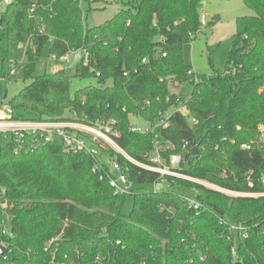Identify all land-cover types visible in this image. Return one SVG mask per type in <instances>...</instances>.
I'll return each mask as SVG.
<instances>
[{
  "label": "trees",
  "instance_id": "obj_1",
  "mask_svg": "<svg viewBox=\"0 0 264 264\" xmlns=\"http://www.w3.org/2000/svg\"><path fill=\"white\" fill-rule=\"evenodd\" d=\"M200 1L117 0L122 7L113 18L88 27L82 4L89 12L91 0H38L31 13V1L16 0L0 12V79L29 84L2 101L11 120L114 121L116 146L146 163L153 135L132 133L130 117L151 124L179 102L186 113H171L159 131L163 159L179 154L182 174L229 192L264 193V0H241L252 15L235 19L226 68L199 74L195 83L186 76L191 67L182 47L200 31ZM48 41L56 58L86 51L87 63L82 54L73 76L99 85L70 95L67 68L35 75ZM15 42L27 43L24 60L10 65ZM178 82L190 86L187 100L169 91ZM42 142L0 134V264H264V196L226 195L172 177L155 190L157 173L107 151L132 187L124 216L108 162ZM184 142L194 155L182 150ZM186 196L200 204L198 211L187 208Z\"/></svg>",
  "mask_w": 264,
  "mask_h": 264
},
{
  "label": "built area",
  "instance_id": "obj_2",
  "mask_svg": "<svg viewBox=\"0 0 264 264\" xmlns=\"http://www.w3.org/2000/svg\"><path fill=\"white\" fill-rule=\"evenodd\" d=\"M16 0H0V12H2L7 6L14 4ZM31 1V9L32 10L36 8L38 0H27ZM206 17L205 14H201L200 16V27L205 26ZM27 45V43L23 44ZM83 54V64L87 63L88 53L86 51L82 50H68V52L60 57L56 58L54 54L50 55V59L58 63V66L61 68H64L65 65H68L71 63V58H75L76 60L81 59V55ZM162 57H165V54H162ZM13 74V72H11ZM124 76L126 74H123ZM186 76L193 79L195 83L199 81L197 74L190 68L186 72ZM177 83H174L172 86H176ZM168 101V99H167ZM171 113H186V107L185 105L180 104L177 102L176 104L172 105L170 108V111L167 110V112L162 115L160 118L156 119L154 122L145 123V126L141 127L139 125H130V131L132 133H140V134H152V142H151V151L145 153L144 160L146 163H138L132 161L127 154L119 147L116 146L115 141L113 139L114 137H117V133H114L112 131L115 122L111 121L109 123H104L100 125H90L87 123H76V122H67V123H59V122H20V121H12L11 117L9 116V108L6 106H3L2 101L0 100V134H5L6 136L11 134L16 138L22 137L24 134H29L34 138V136H39L43 142L42 144H53L54 147H60L61 149L65 151H74V152H83L88 153L91 157L94 159H98L97 150H105L104 146H110L114 149L116 154H120L125 160L130 162L131 164H136L142 169H145L150 172H155L159 175V179L161 180L159 183H164L165 177H172L175 179H181V180H187L190 182H194L199 185H203L204 187H207L209 189L217 190L218 192H222L226 195L231 196H245V197H259L264 196V193H234L229 192L222 188H215V186L210 185L208 183H205L203 180L200 181L198 179L189 177L187 175H184L180 172V165L183 162V158L179 154H170L168 156V159L165 160L162 157V151L165 148V146L161 145L159 140V131H165L167 129V126L169 124V117ZM189 122L191 126H195L198 124V121L194 118L189 117ZM260 132V139L264 138V128H259ZM24 133V134H23ZM112 145V146H111ZM167 147L173 148L170 143L167 144ZM187 146L184 142L182 145V150L185 152H190L191 155L195 152V148H193L191 151L186 150ZM241 149L250 150V146L242 145ZM194 155V154H193ZM111 176H109L108 181H110V185L114 188L115 195H131V185L126 181V178L121 173V167L119 164H116V162H113L111 164ZM97 169V166H93L91 169L92 173H95ZM249 175H251L249 173ZM253 184L248 179V187L252 188ZM4 194V190L2 189L0 191V199H2ZM184 203L187 205V208L192 211H198L200 209V204L190 197H184L183 198ZM7 203L3 202L2 208H6ZM231 230L234 232H244V228L240 227L239 225H230ZM53 240L48 243L47 246H50L52 244ZM0 246L3 247V245L0 243ZM4 248V247H3ZM232 255L235 254L234 249L231 250Z\"/></svg>",
  "mask_w": 264,
  "mask_h": 264
},
{
  "label": "rangeland",
  "instance_id": "obj_3",
  "mask_svg": "<svg viewBox=\"0 0 264 264\" xmlns=\"http://www.w3.org/2000/svg\"><path fill=\"white\" fill-rule=\"evenodd\" d=\"M91 1V11L89 12H87L88 4L86 2L82 4L84 15H86L85 22L88 27H93L110 20L114 17L117 10L122 7V4L117 2V0ZM122 1L125 2L129 0ZM199 11L202 14L205 13L206 15L205 25L207 22L209 24L207 27H200V31L194 39L188 44L183 45V62H185L187 66H190L197 75H208L216 71L222 72L227 66L228 53L231 50V42L236 33L235 19L237 17H248V15H252V12L243 5L241 0H201L199 4ZM50 46L51 42L48 41V43L41 48L42 52L38 58L35 75L54 73L59 68L58 63H55L50 59ZM25 48L26 46L19 42L11 43L9 45L8 51L10 65L19 64L24 60ZM71 60V63L64 66L65 69L67 68L70 76V95H73L76 90L82 89L84 86L99 85L97 80L94 78L76 79L73 74L76 66L75 62H77L78 59L76 60L75 58H71ZM185 83L180 84L178 82L176 86L171 85L169 86V91L174 95L187 100L190 94V86ZM27 84L29 83H23L19 80L13 82L0 79V99L4 101L10 99ZM130 124L139 125L141 127L145 126V122L138 117H130ZM259 127L264 128V125H259ZM103 148L105 149V152L96 149L98 159L100 161L102 160L104 162H108L109 165H111L113 161L109 159V156L106 153L107 151H114V149L110 146H104ZM204 182L208 183L206 181ZM166 185L167 184L164 183H157L152 186L155 190H161L165 189L167 187ZM152 186L147 187V189L152 190ZM215 188L219 189L220 187L218 188L215 186ZM120 198V213L124 216H128L132 207V197L130 195H120Z\"/></svg>",
  "mask_w": 264,
  "mask_h": 264
},
{
  "label": "water",
  "instance_id": "obj_4",
  "mask_svg": "<svg viewBox=\"0 0 264 264\" xmlns=\"http://www.w3.org/2000/svg\"><path fill=\"white\" fill-rule=\"evenodd\" d=\"M193 154L195 153L193 152ZM4 254H5V250L3 247L0 246V259L4 256ZM237 264H240V263L238 262Z\"/></svg>",
  "mask_w": 264,
  "mask_h": 264
},
{
  "label": "crops",
  "instance_id": "obj_5",
  "mask_svg": "<svg viewBox=\"0 0 264 264\" xmlns=\"http://www.w3.org/2000/svg\"><path fill=\"white\" fill-rule=\"evenodd\" d=\"M205 14V13H204ZM59 69V68H58ZM5 97V96H4ZM1 101H4V100H2V99H0Z\"/></svg>",
  "mask_w": 264,
  "mask_h": 264
}]
</instances>
